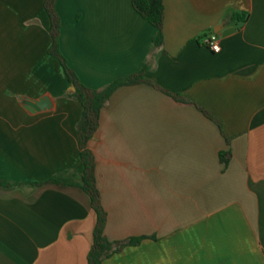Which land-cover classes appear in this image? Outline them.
<instances>
[{"label":"crops","instance_id":"0c3cea01","mask_svg":"<svg viewBox=\"0 0 264 264\" xmlns=\"http://www.w3.org/2000/svg\"><path fill=\"white\" fill-rule=\"evenodd\" d=\"M45 2L0 0V264H89L98 222L82 188L83 106L50 53ZM164 5L155 48L132 0H56L83 84L148 67L91 141L106 236L141 239L103 264H264V0ZM211 33L219 53L202 44Z\"/></svg>","mask_w":264,"mask_h":264},{"label":"trees","instance_id":"16d2710c","mask_svg":"<svg viewBox=\"0 0 264 264\" xmlns=\"http://www.w3.org/2000/svg\"><path fill=\"white\" fill-rule=\"evenodd\" d=\"M132 4L136 12L156 28L157 35L154 38V46L155 48H161L164 44V0H132ZM45 9L51 19L53 43L50 53L61 62L69 83L75 87V91L70 95L71 98L79 101L83 106V116L78 126L81 158L84 164L82 188L89 195L92 207L98 216L94 232V243L89 254V264H103L105 260L120 252L123 248L138 245L141 239H130L127 242H112L106 236L107 213L102 204V195L98 185L97 160L91 149V141L99 129L102 111L109 103L113 94L123 86L144 82L148 67L145 66L137 74L115 81L103 90L89 88L80 81L77 74L69 67L67 59L61 51L60 36L62 22L56 10V0H46ZM233 19L245 20L240 15L234 16ZM51 182L57 181L53 180ZM8 184V182L0 180L1 186Z\"/></svg>","mask_w":264,"mask_h":264},{"label":"built area","instance_id":"2783aa9c","mask_svg":"<svg viewBox=\"0 0 264 264\" xmlns=\"http://www.w3.org/2000/svg\"><path fill=\"white\" fill-rule=\"evenodd\" d=\"M202 44L214 53H219L221 51L220 40L216 33H211L204 36L202 39Z\"/></svg>","mask_w":264,"mask_h":264},{"label":"water","instance_id":"95a60500","mask_svg":"<svg viewBox=\"0 0 264 264\" xmlns=\"http://www.w3.org/2000/svg\"><path fill=\"white\" fill-rule=\"evenodd\" d=\"M74 90H75V87H74ZM41 105H42V107H44V108L47 107V106H49V104H48V100L43 101V102L41 103ZM35 108L38 109L37 106H35Z\"/></svg>","mask_w":264,"mask_h":264}]
</instances>
